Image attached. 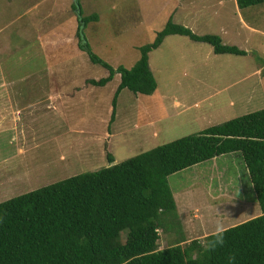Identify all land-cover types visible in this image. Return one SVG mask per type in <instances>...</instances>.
Segmentation results:
<instances>
[{
    "label": "rangeland",
    "instance_id": "1",
    "mask_svg": "<svg viewBox=\"0 0 264 264\" xmlns=\"http://www.w3.org/2000/svg\"><path fill=\"white\" fill-rule=\"evenodd\" d=\"M76 2L0 0L1 99L4 109H11L10 103L32 104L21 117L34 140L0 170V202L108 166L109 156L118 163L264 108V3L238 13L235 0H79L83 15L98 14V20L84 28L92 52L113 67L131 68L140 57L139 47L151 43L170 19L190 22L197 34L221 36L210 29L223 25V42L247 51L244 56L216 54L206 42L166 36L148 52L156 90L145 95L122 89L115 119L109 123L120 76L115 74L104 86L86 83L108 71L77 46V8L72 7ZM6 90H19L20 95ZM9 138L0 137V154L14 151ZM8 176L18 178L7 181ZM168 182L180 226L158 229L159 249L261 213L239 154L180 170L169 175ZM125 238L124 230L121 239Z\"/></svg>",
    "mask_w": 264,
    "mask_h": 264
},
{
    "label": "trees",
    "instance_id": "2",
    "mask_svg": "<svg viewBox=\"0 0 264 264\" xmlns=\"http://www.w3.org/2000/svg\"><path fill=\"white\" fill-rule=\"evenodd\" d=\"M77 46L89 60L108 71L87 84L104 86L119 74L109 123L117 97L127 88L152 94L156 79L148 52L168 35H181L211 45L216 54L244 56L247 51L223 42L217 34H197L171 19L151 43L140 46L131 68L113 67L92 52L84 35L98 14L83 15L76 0ZM239 9L264 0H235ZM239 154L247 169L261 214L203 238L182 237L159 249L158 229L180 226L168 176L227 154ZM69 176L0 202V264H264V108L196 133L157 145L118 163ZM113 163V164H112ZM126 231L125 240L121 232ZM189 240V241H188ZM184 244V245H183Z\"/></svg>",
    "mask_w": 264,
    "mask_h": 264
},
{
    "label": "crops",
    "instance_id": "3",
    "mask_svg": "<svg viewBox=\"0 0 264 264\" xmlns=\"http://www.w3.org/2000/svg\"><path fill=\"white\" fill-rule=\"evenodd\" d=\"M234 2V0H232ZM235 6H237L236 2L234 3ZM236 11L239 13V8L236 7ZM216 16V15H215ZM181 24L185 25V26H188L189 28L192 29L191 27V24L190 22H182ZM240 25H242V23H240ZM253 29V28H251ZM193 30V29H192ZM211 31H216V32H219L221 33V38L223 39V35L226 32H227V28L223 25H218V27H212L210 29ZM207 31V30H206ZM206 34V33H204ZM229 40H232L231 37L228 38ZM233 43V42H231ZM15 91V94L16 95H20V92L19 90H6V92H14ZM3 91H0V99H1V95ZM211 94H208L207 96L203 95L202 99L201 100H198L199 102H203L205 101L208 96H210ZM174 102L176 103H179V99L178 98H174L173 99ZM181 103V102H180ZM195 104V103H194ZM32 104H26V105H19V103H10L8 106L9 108L11 109H4V105L2 103V99L0 100V137L1 139H8L9 137V141L8 143L10 144H13L15 147H14V151H12L10 154L7 155V152H3L2 154H0V170L3 167V165H10V163H12V161H16V158L19 157L21 155V153L23 151H21V149H24L26 150L27 149V146L29 145L30 142H34V140L30 139V136H29V131H30V127L29 126H25L24 122H23V118L21 117V112L22 110L28 108L29 106H31ZM47 106L50 107V104H48ZM48 108V107H47ZM7 113H6V112ZM11 112V114L9 115V113ZM13 133V134H12ZM35 134V133H34ZM33 134V135H34ZM7 136V138H6ZM36 136V134H35ZM35 139V138H34ZM37 140V138L35 139V141ZM14 141V142H13ZM40 142H43L40 141ZM21 151V152H20ZM20 152V153H19ZM6 154V155H5ZM11 158V159H10ZM219 157H214L212 158L211 160H215ZM219 172V171H218ZM2 175L0 174V177ZM10 178H14V179H17L18 177H9L8 176V180H10ZM12 179L10 181H12ZM1 180V179H0ZM3 181V180H2ZM0 181V184H3V182ZM1 186V185H0ZM173 195L175 197V193L173 192ZM256 197V196H255ZM183 199V198H182ZM183 201H185V199H183ZM184 204H186L185 202H183ZM257 202V201H256ZM242 203H245V204H248L246 202H243ZM186 206V205H185ZM196 209V208H194ZM197 210V209H196ZM178 212V211H177ZM179 214V213H178ZM261 214V213H260ZM194 218H198L197 217V214L195 213L194 214ZM207 234H204V236H206ZM204 236H202L201 238H203ZM200 238V237H199Z\"/></svg>",
    "mask_w": 264,
    "mask_h": 264
},
{
    "label": "clouds",
    "instance_id": "4",
    "mask_svg": "<svg viewBox=\"0 0 264 264\" xmlns=\"http://www.w3.org/2000/svg\"><path fill=\"white\" fill-rule=\"evenodd\" d=\"M217 236H218V239H217L216 243L219 245H223L224 238H223V228L222 227H219L217 229Z\"/></svg>",
    "mask_w": 264,
    "mask_h": 264
}]
</instances>
